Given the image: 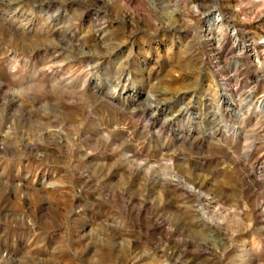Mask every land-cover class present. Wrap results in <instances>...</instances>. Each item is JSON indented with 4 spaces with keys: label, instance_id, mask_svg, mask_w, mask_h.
Returning a JSON list of instances; mask_svg holds the SVG:
<instances>
[{
    "label": "rangeland",
    "instance_id": "rangeland-1",
    "mask_svg": "<svg viewBox=\"0 0 264 264\" xmlns=\"http://www.w3.org/2000/svg\"><path fill=\"white\" fill-rule=\"evenodd\" d=\"M263 65L264 0H0V264H264Z\"/></svg>",
    "mask_w": 264,
    "mask_h": 264
},
{
    "label": "bare ground",
    "instance_id": "bare-ground-1",
    "mask_svg": "<svg viewBox=\"0 0 264 264\" xmlns=\"http://www.w3.org/2000/svg\"><path fill=\"white\" fill-rule=\"evenodd\" d=\"M215 29H224V20H223V16L220 13L219 10H215L213 13L209 14L207 16V24H206V36L209 37L210 40H212V31ZM232 30L235 31V26H232ZM224 33V30H223ZM225 34V33H224ZM225 36V35H224ZM254 47V46H253ZM252 47V44L249 45H245L243 48L246 50H250L253 49V51H255V49ZM242 51V50H241ZM254 63L257 65V67H261V61L260 58L258 56V54L254 53ZM264 66V65H263ZM227 88V85L225 86ZM225 88V89H226ZM251 96H249L250 98ZM226 98V106L229 107L232 111L235 110L237 103H234L233 101H231V98L228 94L225 95ZM251 99H249L250 101ZM260 107L262 112L264 113V98L262 97V99L260 100ZM238 111V110H237ZM224 129L227 130V132L232 133L233 136H239L240 134H238V130L237 127H233L231 125H225ZM231 135V134H230ZM237 136V137H238Z\"/></svg>",
    "mask_w": 264,
    "mask_h": 264
}]
</instances>
